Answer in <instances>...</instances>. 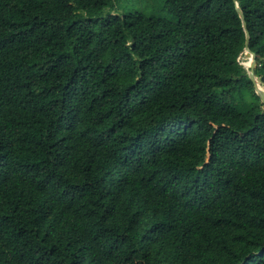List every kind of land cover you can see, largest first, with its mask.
Listing matches in <instances>:
<instances>
[{
  "label": "trees",
  "instance_id": "1",
  "mask_svg": "<svg viewBox=\"0 0 264 264\" xmlns=\"http://www.w3.org/2000/svg\"><path fill=\"white\" fill-rule=\"evenodd\" d=\"M0 0V264H264V0Z\"/></svg>",
  "mask_w": 264,
  "mask_h": 264
},
{
  "label": "water",
  "instance_id": "2",
  "mask_svg": "<svg viewBox=\"0 0 264 264\" xmlns=\"http://www.w3.org/2000/svg\"><path fill=\"white\" fill-rule=\"evenodd\" d=\"M235 8H236V11H237L240 19L242 20V28H243L244 33H245L244 49H243L242 53L240 54V56L238 57V60L244 66V63L242 61L244 59H247V60L249 59L248 66L247 67L244 66V67H246V69L248 70L247 71L248 76L251 79V81L253 82L255 92L259 96L261 102L263 103V107H264V88L262 87V85L264 84V77H262V76L257 77L255 75V72H254V68L256 65L255 54L249 48L250 35L247 31V25L245 22V18H244L243 12H242V10L239 7L237 2H235Z\"/></svg>",
  "mask_w": 264,
  "mask_h": 264
},
{
  "label": "rangeland",
  "instance_id": "3",
  "mask_svg": "<svg viewBox=\"0 0 264 264\" xmlns=\"http://www.w3.org/2000/svg\"><path fill=\"white\" fill-rule=\"evenodd\" d=\"M125 0H117L114 6V9L110 12L112 14L125 12V10H130V8L122 7L120 4ZM128 5H132L137 10H143L148 15L158 16V17H167V15L157 7V2L154 0H132ZM249 63V62H248ZM245 66V65H244Z\"/></svg>",
  "mask_w": 264,
  "mask_h": 264
},
{
  "label": "bare ground",
  "instance_id": "4",
  "mask_svg": "<svg viewBox=\"0 0 264 264\" xmlns=\"http://www.w3.org/2000/svg\"><path fill=\"white\" fill-rule=\"evenodd\" d=\"M242 62L247 67L248 66V62H249V59L248 60L247 59H244ZM262 87L264 88V84L262 85Z\"/></svg>",
  "mask_w": 264,
  "mask_h": 264
}]
</instances>
